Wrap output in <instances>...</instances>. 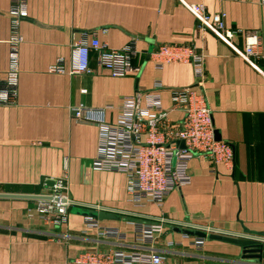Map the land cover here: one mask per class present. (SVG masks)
<instances>
[{"label": "crops", "instance_id": "0c3cea01", "mask_svg": "<svg viewBox=\"0 0 264 264\" xmlns=\"http://www.w3.org/2000/svg\"><path fill=\"white\" fill-rule=\"evenodd\" d=\"M197 2L200 0H186ZM210 15L225 14L228 27L256 30L261 54L248 61L240 53L243 34L231 44L203 27L180 0H28L29 16L21 24L17 96L0 104V192L43 194L49 182L67 176V196L80 204L69 208L60 226L45 223L36 199L0 197V264H67L83 250L99 245L131 251H155L163 264H264V4L260 0H204ZM11 1L0 0V74L9 67ZM97 37L111 48L134 42V64L140 70L123 77L97 65L91 73L51 72L63 60L70 68L75 42ZM191 44L205 56L204 87L219 138L234 151V164H214L207 155L190 161L189 184L170 192L162 204L134 203L126 174L95 168L99 127L76 122L71 108L80 104L106 107L115 122L122 99L138 91L158 92L170 118L172 92L196 83L192 63H170L158 69L150 59L159 44ZM160 80L163 87H156ZM86 91H83V90ZM97 206V207H93ZM114 210L102 224L119 227L122 240L100 237L85 229V216ZM261 237L259 258L245 255L233 242L206 238L199 249L196 235L183 236L190 225ZM135 223H162L163 233L143 243ZM170 240L181 241L169 247Z\"/></svg>", "mask_w": 264, "mask_h": 264}, {"label": "built area", "instance_id": "2783aa9c", "mask_svg": "<svg viewBox=\"0 0 264 264\" xmlns=\"http://www.w3.org/2000/svg\"><path fill=\"white\" fill-rule=\"evenodd\" d=\"M9 17L11 37L9 67L5 76L0 74V104L14 102L19 85L20 47L24 41L21 24L29 16L28 0H10ZM198 22L214 32L221 39L233 44L240 34L244 35L245 47L240 52L245 59L252 61L261 54L262 40L256 30H241L228 27L225 14L210 15L204 0L187 2ZM264 4V0H260ZM96 55L97 65L109 70L113 76L123 77L137 73L140 67L134 64L137 48L130 42L122 48H111L97 37L83 38L73 46L70 68L63 60L50 66L51 72L91 73V54ZM150 59L158 69L170 63H192L195 84L174 88L173 109L183 114L180 121L170 118V110L163 105L158 92L138 91L122 99L117 119L109 122L105 118L106 107H91L80 104L71 108L76 122L93 123L99 127L98 152L94 166L100 170H114L126 174L127 190L136 204H162L174 189L189 184L190 161L197 155H207L214 164L233 166L235 156L232 146L225 140L217 139L212 109L209 105L204 82L206 79L205 56L191 44L157 45ZM155 86L163 87L160 80ZM83 91H86L85 89ZM184 146H181V142ZM50 190L43 194L50 198L39 199L37 213L48 224L60 226L68 221L69 208L74 204L67 194V176L54 179ZM175 224L192 225L189 222L170 220ZM85 229L95 230L100 237L122 240L126 233L119 227L102 224L93 216H85ZM195 225V224H193ZM205 231L220 233V228L208 225ZM196 227V226H195ZM165 230L162 223H135L139 241L149 243ZM183 236L189 234L183 233ZM207 237L195 236L192 244L201 249ZM170 240L169 247L181 244ZM164 257L155 251H131L104 248L99 245L87 248L70 259L67 264H163Z\"/></svg>", "mask_w": 264, "mask_h": 264}, {"label": "water", "instance_id": "95a60500", "mask_svg": "<svg viewBox=\"0 0 264 264\" xmlns=\"http://www.w3.org/2000/svg\"><path fill=\"white\" fill-rule=\"evenodd\" d=\"M216 137L217 139L219 138V135L217 134L216 131ZM181 146H184V142H181ZM55 183L54 180H51L49 184L53 186ZM0 197H6V198H25V199H45V198H50L51 196L46 195V194H28V193H1L0 192ZM74 204H80V202H74ZM97 207V206H93ZM100 212L98 213H89L93 217H99L100 219H105V218H113L114 212L119 211V210H114L106 207H99ZM193 228H196V230H188V229H183L181 230L182 233H186L189 235H196V236H201V237H209L213 239H220V240H225L233 243H237L241 246L244 247V253L246 256L250 258H259L260 253H261V237L259 236H253V235H248V234H240V233H234V232H229V231H221L220 233H207L204 229L205 227L203 226H197V225H191ZM196 226V227H195Z\"/></svg>", "mask_w": 264, "mask_h": 264}]
</instances>
